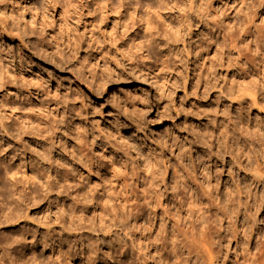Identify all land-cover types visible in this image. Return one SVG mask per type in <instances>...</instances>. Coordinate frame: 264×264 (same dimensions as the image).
<instances>
[{
  "label": "clouds",
  "instance_id": "1",
  "mask_svg": "<svg viewBox=\"0 0 264 264\" xmlns=\"http://www.w3.org/2000/svg\"><path fill=\"white\" fill-rule=\"evenodd\" d=\"M0 264H264V0H0Z\"/></svg>",
  "mask_w": 264,
  "mask_h": 264
}]
</instances>
